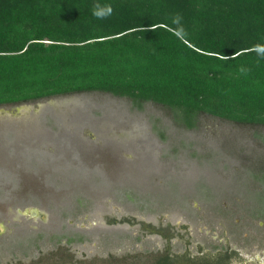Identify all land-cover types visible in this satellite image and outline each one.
I'll list each match as a JSON object with an SVG mask.
<instances>
[{"label": "rangeland", "instance_id": "374dc122", "mask_svg": "<svg viewBox=\"0 0 264 264\" xmlns=\"http://www.w3.org/2000/svg\"><path fill=\"white\" fill-rule=\"evenodd\" d=\"M167 243L264 264V126L99 92L0 108V264H151Z\"/></svg>", "mask_w": 264, "mask_h": 264}, {"label": "trees", "instance_id": "16d2710c", "mask_svg": "<svg viewBox=\"0 0 264 264\" xmlns=\"http://www.w3.org/2000/svg\"><path fill=\"white\" fill-rule=\"evenodd\" d=\"M96 4L112 14L97 19ZM257 44L264 0H0V108L99 92L188 129L201 115L264 126Z\"/></svg>", "mask_w": 264, "mask_h": 264}, {"label": "flooded vegetation", "instance_id": "af4514ba", "mask_svg": "<svg viewBox=\"0 0 264 264\" xmlns=\"http://www.w3.org/2000/svg\"><path fill=\"white\" fill-rule=\"evenodd\" d=\"M158 233L160 234L161 232ZM165 240L170 241L172 239L171 235H163ZM228 257V255H225L220 258H207L205 255H201L200 257L191 258V257H183L181 258L178 254H175L174 252H171L170 244L167 243L164 252L162 254H157L155 256L153 262L151 264H231L232 259L225 258ZM240 264H256V259L254 260H240ZM31 263V262H30Z\"/></svg>", "mask_w": 264, "mask_h": 264}, {"label": "clouds", "instance_id": "9594fccd", "mask_svg": "<svg viewBox=\"0 0 264 264\" xmlns=\"http://www.w3.org/2000/svg\"><path fill=\"white\" fill-rule=\"evenodd\" d=\"M112 6L111 5H99L96 4L93 6L92 15L96 17L97 19H105L106 17L110 16L112 14ZM173 23L179 25L180 24V17H174ZM183 28H178L174 30V34L177 36L182 37L183 35ZM248 51L256 52L258 56L264 57V44H257L254 45L252 48L248 49ZM241 71H244L241 69Z\"/></svg>", "mask_w": 264, "mask_h": 264}, {"label": "water", "instance_id": "95a60500", "mask_svg": "<svg viewBox=\"0 0 264 264\" xmlns=\"http://www.w3.org/2000/svg\"><path fill=\"white\" fill-rule=\"evenodd\" d=\"M21 214L23 216H27V217L34 219L40 215V212L37 208H26L21 212Z\"/></svg>", "mask_w": 264, "mask_h": 264}]
</instances>
